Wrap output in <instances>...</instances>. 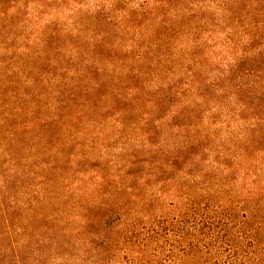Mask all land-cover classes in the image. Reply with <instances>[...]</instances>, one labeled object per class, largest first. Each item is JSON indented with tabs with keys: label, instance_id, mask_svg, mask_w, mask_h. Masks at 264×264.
<instances>
[{
	"label": "rangeland",
	"instance_id": "374dc122",
	"mask_svg": "<svg viewBox=\"0 0 264 264\" xmlns=\"http://www.w3.org/2000/svg\"><path fill=\"white\" fill-rule=\"evenodd\" d=\"M30 100L66 119L0 153V264H264V0H0Z\"/></svg>",
	"mask_w": 264,
	"mask_h": 264
},
{
	"label": "trees",
	"instance_id": "16d2710c",
	"mask_svg": "<svg viewBox=\"0 0 264 264\" xmlns=\"http://www.w3.org/2000/svg\"><path fill=\"white\" fill-rule=\"evenodd\" d=\"M236 3V2H235ZM111 55L106 56V59L109 60ZM97 70H95L94 76L96 75ZM89 77V79L94 78ZM86 77V76H85ZM108 77V75H106ZM88 78V77H86ZM92 89H86L84 91H89ZM83 90H81L82 92ZM80 93V92H79ZM135 93V90H133ZM17 98V97H16ZM16 98H12V100H16ZM79 101L78 94H70L69 98L67 97L66 103L67 104H76ZM3 105V107L1 106ZM0 104V153L4 156L11 157L10 155L13 153L14 149L16 148H24L26 146L25 138L26 135L31 133H37L36 136L40 142H42L47 133H50L51 130L48 128L50 125L63 123L66 119L64 116L55 115L54 118L50 120L39 119L32 122L25 120L28 116L34 115L33 109L39 108V105L36 104L34 101H29V107L27 112L20 107H9L6 103L2 102ZM41 108V107H40ZM25 115L22 117V115ZM33 119H36L35 117ZM51 121V122H50ZM40 128V130H37ZM53 131V130H52ZM11 159H18V158H11ZM137 251L135 258L132 259L133 264H154L153 260L147 256L148 254V245H136Z\"/></svg>",
	"mask_w": 264,
	"mask_h": 264
}]
</instances>
